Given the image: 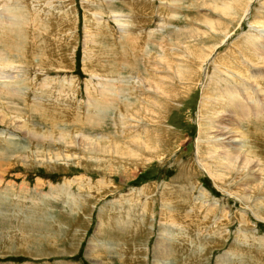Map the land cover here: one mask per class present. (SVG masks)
Listing matches in <instances>:
<instances>
[{
	"label": "rangeland",
	"instance_id": "obj_1",
	"mask_svg": "<svg viewBox=\"0 0 264 264\" xmlns=\"http://www.w3.org/2000/svg\"><path fill=\"white\" fill-rule=\"evenodd\" d=\"M236 1H21L28 25L20 20L13 26L19 39L0 30V53L7 50L3 54L13 65L0 66V264H264V172L248 148L253 142L264 153V122L251 113L238 127L225 111L218 113L220 109L211 106L219 96L206 95L207 88L217 90L210 81L222 76L216 70L218 57L240 54L251 40L262 49L252 47L250 52L263 56L264 40L254 39V32L264 36V0ZM228 5V12L218 10ZM205 20L225 28L210 30ZM205 32L211 37L203 38ZM214 42L219 46L201 62L194 53L208 54ZM239 54L235 62L240 60L241 67L249 66V76H257L239 79L243 95L251 88L264 95V66L253 67ZM163 57L174 68H168L171 75L190 59L197 65L190 66L195 81L177 80L176 91L182 96L172 98L160 120L158 132L166 140L157 150L160 157L145 154L147 160L129 161L90 154L81 159L76 149L85 143L80 136L74 134L80 142L69 151L50 134L41 142L52 144L50 150L62 158L40 163L38 153L44 150L34 133L46 136L55 116L41 115L46 102L38 96L40 86L55 85L54 91L65 95L66 86L73 84L74 108L81 112L88 103L86 88L97 85L90 73L94 70L126 88L120 100L134 101L132 90L144 100L142 85L167 76L161 69ZM229 70V75L234 73ZM19 86L24 97L8 89ZM69 94L71 98L73 92ZM70 98L60 102V114ZM109 107L98 128L85 122L88 130L96 128L93 134L110 136L123 126L121 113L112 102ZM213 112L224 118L216 120ZM220 139L222 147L215 143ZM226 149L233 151L227 160ZM207 169L226 172L219 189Z\"/></svg>",
	"mask_w": 264,
	"mask_h": 264
},
{
	"label": "bare ground",
	"instance_id": "obj_2",
	"mask_svg": "<svg viewBox=\"0 0 264 264\" xmlns=\"http://www.w3.org/2000/svg\"><path fill=\"white\" fill-rule=\"evenodd\" d=\"M22 0H0V13L2 15H4L3 17H0V30L3 29L4 33L6 35H8L9 37H11V39H19L18 35H14V33L16 31L13 29V26L16 24V22L23 20L24 21V16L22 13V10L20 8V4ZM173 1V0H172ZM231 1V0H228ZM236 1V0H235ZM243 1V0H242ZM241 1V2H242ZM233 2V1H232ZM108 3V2H107ZM240 3V2H239ZM238 3V5H240ZM249 3V2H248ZM43 4V3H42ZM23 5V3H22ZM232 5V3H231ZM233 5L237 6V1L235 2V4L233 3ZM243 5V4H242ZM248 5V4H245ZM229 6L227 7H222V8H218V10L222 13H224L225 11L228 12L229 10ZM244 6V5H243ZM24 7V6H23ZM107 7V6H106ZM211 7V5H210ZM215 7V6H214ZM246 7V6H244ZM23 9V8H22ZM213 11H215L217 9V7L212 8ZM215 9V10H214ZM240 9V8H239ZM244 10V8H242ZM241 9V10H242ZM34 10V8H33ZM36 10V8H35ZM43 10V9H42ZM246 11V10H245ZM244 11V12H245ZM248 11V10H247ZM34 14L36 15V11H33ZM41 12V10H40ZM39 14V13H38ZM230 14V12H229ZM248 14V13H247ZM246 14V16H247ZM34 15V16H35ZM39 16V15H38ZM29 18V17H28ZM35 19L37 17H34ZM33 18V19H34ZM27 19V18H26ZM42 19H40V21L38 20L39 23L41 22ZM27 21V20H26ZM36 21V20H35ZM206 21V20H205ZM205 21H203L204 23H206ZM22 22V21H21ZM202 22V23H203ZM10 23H13L12 25H9ZM24 23H26L24 21ZM23 23V24H24ZM22 24V23H21ZM28 25V23H26ZM24 24V25H26ZM42 24V23H41ZM207 24L209 25L210 30H222L223 28H225V26H222V24L219 23H215V22H207ZM206 24V25H207ZM17 25V24H16ZM15 25V27H17ZM37 26V25H36ZM222 26V27H221ZM23 27V26H22ZM28 27V26H27ZM41 27V26H40ZM39 27V28H40ZM227 27V26H226ZM96 28V27H95ZM23 29V28H21ZM194 29V28H193ZM15 31V32H14ZM27 31V30H26ZM127 31V30H126ZM255 36L254 39H258L260 37V39L264 40V36L260 34V32H258L257 30H255ZM204 32V31H203ZM201 32V33H203ZM219 32V31H218ZM24 33V32H23ZM36 33V32H35ZM210 33L205 32V34H202L201 36L204 38L205 35L206 36H210ZM2 34V32L0 33ZM17 34V33H16ZM19 34V33H18ZM182 34V32H181ZM35 35V34H34ZM130 35V34H129ZM183 35V34H182ZM204 35V36H203ZM25 36V34H24ZM27 36V35H26ZM29 36V35H28ZM131 36V35H130ZM200 37V39H202V37ZM22 37V36H21ZM42 37V36H41ZM123 37V36H122ZM198 37V36H197ZM211 37V36H210ZM36 38V37H35ZM177 38V37H176ZM193 38V37H192ZM25 39V38H23ZM135 39V38H134ZM190 39V37H189ZM200 39H198V42H201ZM38 40V39H37ZM130 40V39H129ZM182 38L178 39V41H176L178 44L181 42ZM193 40V39H191ZM22 41V39L20 40ZM96 41V40H95ZM139 41V40H136ZM186 41V40H185ZM2 42V40H1ZM0 42V44H2ZM6 45H10L8 41H5ZM24 42V40H23ZM37 42V41H36ZM4 43V42H3ZM11 43V42H10ZM21 43V42H20ZM176 43V44H177ZM183 43V42H182ZM217 42H214L212 44V47H210L208 54H203L201 55L200 53H194V55L201 60V62L205 63L207 62L209 59L207 57H211V54L213 53V50L215 48H217L219 45L216 44ZM17 44V43H16ZM126 44L129 45V42H127ZM141 42L138 43V46L141 47ZM197 44V43H195ZM203 40L201 42V45H203ZM256 43H249L248 41V45L245 51L240 50V54L239 53H234L231 52L228 55L226 54L225 56H220L218 57L216 61H218V66L216 68V70H218L217 72L220 73L221 77L216 78L212 82L210 85L214 86V89H217L214 92H211V90L206 91V95L208 96H213V94H216L217 96H219V100L216 98L214 100L215 104H211L212 107H215L217 109H220V111L218 113H220L222 110L225 111L226 114V118L228 120V118H231L232 120L235 121V123H237L238 127L240 126L239 124H241L242 122H244L245 120H247V117L252 113L257 114L255 116H257V118L260 120V123L264 122V104L262 101V98L264 100V97L261 98V95H263V93L261 91H259V89L261 88H257V90L259 91V93H255V89L251 88L250 90H248V94L245 96L243 95V90L245 91L244 84L242 83L241 80L239 79H247V76H249V70L248 67L249 66H245V67H241V62L239 60V63L237 64V62H235V58L238 57L239 55L244 56L246 59L250 60L252 64L251 66L253 67H262L264 66V52H263V56L262 53L259 52L255 53V52H250L251 50H253L255 47ZM5 47H7L5 44H3ZM189 44H185V49L187 50L188 54L190 53L192 55L191 49H189ZM262 45V44H261ZM21 50L23 49V46H19L17 45ZM25 46V45H24ZM99 46V45H98ZM130 46V45H129ZM211 46V45H210ZM209 47V46H208ZM1 48V47H0ZM14 48V47H13ZM26 48V47H24ZM257 50L258 49H262L260 48V46L255 47ZM123 49H125V47H123ZM203 50V48H200ZM242 49V48H241ZM24 50V49H23ZM37 50V49H36ZM101 50V49H100ZM7 51V50H5ZM3 53H6V52ZM9 51V50H8ZM131 51V50H130ZM194 51V50H193ZM197 51V50H196ZM215 51V50H214ZM264 51V50H263ZM18 52V51H17ZM195 52V51H194ZM0 53V66H8L11 67L13 66L11 61H9V58L6 57V54ZM23 53V52H22ZM27 53V52H26ZM35 53V50H34ZM112 54V53H111ZM116 54V53H115ZM120 54V53H119ZM218 54V53H217ZM25 55V54H24ZM36 55V54H35ZM114 55V54H113ZM117 55V54H116ZM123 55H126L125 52ZM29 56V55H28ZM41 56V55H40ZM38 56V57H40ZM43 56V55H42ZM100 56V55H99ZM259 56V57H258ZM24 57V56H23ZM95 57V56H94ZM22 58V56H21ZM27 58V57H26ZM98 58V57H97ZM109 58V57H108ZM19 59V58H18ZM39 59V58H38ZM45 59V58H44ZM47 59V58H46ZM112 59V58H111ZM162 59H165L161 64V69L162 71L167 73V76H163V78H160V80H155L154 83H150L148 81L149 84H143L142 85V81H141V85L143 86L142 88V96L144 97V100L140 97L141 95H136L134 94L133 90L130 91L129 95H134V101H131L128 97L125 98V100H120L121 98V94L124 93L125 91V87L121 85L116 86L117 82H113L115 80H113L112 78L106 79V77H104L101 74H96V72L93 70H91L92 72H90L92 74V76L96 79L97 82H95V88H92L91 85L86 88L87 89V93L86 95L88 96V103H87V107L85 106L84 109H82L81 112H77L75 111L74 106V97L76 96V91H75V87L72 85L70 86H66V88L68 87V90H66V94L62 95L59 94V92H57L58 90L53 89V87L55 88L56 86H51L50 89H48V85H47V89H42V86H40L41 88H39V93L38 96L39 98L42 97V100H44L46 102V109L43 108L42 110V114H46V115H55L50 121H49V126L50 129L49 131H47L45 134L46 136H42L40 137L38 132L34 133V139L37 140V142H40L41 147H43L44 151H40V153H38V155L40 156L39 160L40 163H49L50 161L57 163V161L59 159H61L62 157H60V155L55 154L52 150H50L51 148H49L52 144H44L41 141H44V138H46L47 136H50V134H56L59 137V141L62 145H64V147H66L69 151L74 150L75 147H77V136H80L81 138V143L84 142L85 146H80V149H76L78 152L81 153L80 158L83 159V156L86 155H90V156H101L103 157V159H107L108 157H112L113 158H123V159H127L129 161H133L134 159L137 160H147L146 155H151V156H155V157H160L161 154L157 151L158 149H160L161 146H164L166 144V140L161 136V134L158 132V127H159V123L161 122L160 120H162L164 118V112L166 111V109L169 107V102H171L173 99L177 97V95H181L179 94L178 91H176V82L177 80H179L180 82H185V81H193V75L195 70L191 71L190 66L192 65H197V64H190L192 59L188 60V66H179V69H175L174 71V75H171V73L168 71L169 69H174L172 68L173 66H171L172 64H170L169 62L167 63L169 59L168 57H163ZM208 59V60H207ZM214 59V58H213ZM239 59V58H238ZM94 60V59H93ZM45 61V60H44ZM42 61V62H44ZM13 62V61H12ZM23 62V61H22ZM28 62V61H27ZM47 62V61H46ZM44 62V63H46ZM186 62V61H185ZM48 63V62H47ZM107 63V61H106ZM109 63V62H108ZM135 63V61H134ZM133 63V64H134ZM186 63V64H187ZM98 64V62H97ZM132 64V65H133ZM245 64V63H244ZM249 64V63H248ZM43 65V64H42ZM41 65V67H42ZM99 65V64H98ZM131 65V66H132ZM238 65V66H237ZM262 65V66H261ZM5 66V67H6ZM15 66V64H14ZM101 66V65H99ZM130 66V65H129ZM159 66V65H158ZM39 67V66H38ZM40 67V68H41ZM45 67V66H44ZM43 67V68H44ZM113 69L114 67L111 66ZM166 67V68H165ZM102 68V67H101ZM105 68V66L103 67ZM110 68V67H109ZM129 68V67H128ZM233 68L234 73H230V75L228 73H226V70H228L230 72L229 69ZM14 69V68H13ZM152 69V68H151ZM201 66H200V71H201ZM255 69V68H254ZM253 69V70H254ZM262 69V68H261ZM22 70V69H21ZM107 70V69H106ZM112 70V69H111ZM206 70V69H205ZM258 70V69H257ZM15 71V70H14ZM18 71V70H17ZM16 71V72H17ZM98 71V70H97ZM110 71V70H109ZM161 71V72H162ZM19 72V71H18ZM105 72V71H104ZM156 72V71H155ZM160 72V70H159ZM261 72V71H260ZM40 73V72H39ZM255 73V72H254ZM257 73V72H256ZM1 74V73H0ZM37 74V73H36ZM115 74V73H114ZM160 74V73H159ZM170 74V76H169ZM108 75V74H107ZM196 75V74H195ZM247 75V76H246ZM260 75V73H259ZM258 75V76H259ZM1 76V75H0ZM142 76V75H141ZM251 77H255L256 74L250 75ZM249 76V77H250ZM262 76V73H261ZM5 77H8V75ZM104 78V80H102L101 78ZM257 77V76H256ZM144 78V77H143ZM261 78V77H258ZM140 79V78H139ZM138 79V80H139ZM176 79V80H175ZM197 79V78H196ZM252 79V78H251ZM256 79V78H254ZM253 79V80H254ZM249 80V79H248ZM103 81V82H101ZM118 81V79H117ZM195 81V80H194ZM244 81V80H243ZM257 81V80H256ZM121 82V81H119ZM146 82V81H145ZM225 82V83H224ZM246 82V81H245ZM262 82V83H261ZM260 83L262 85H264V82L261 81ZM44 83V82H43ZM93 83V82H91ZM113 83V84H112ZM136 83V82H134ZM140 83V82H139ZM178 83V84H179ZM254 83V82H253ZM45 84V83H44ZM94 84V83H93ZM99 84V85H98ZM137 84V83H136ZM181 84V83H180ZM260 85V84H257ZM64 85L61 86V88L63 89V91H65L66 88H63ZM136 86V85H135ZM138 86V85H137ZM250 86V85H249ZM7 87V86H6ZM11 87V86H10ZM223 87V88H221ZM136 88V87H134ZM182 88V87H181ZM9 91L13 92L16 91V93L18 95H22L23 97L25 96L24 93H21V90L23 89L22 86L20 87H16V88H9ZM53 89V90H52ZM57 89V88H56ZM186 90V87L184 88ZM264 89V88H263ZM49 90V91H48ZM61 90V89H59ZM184 90V91H185ZM189 90V89H188ZM256 90V91H257ZM262 90V89H261ZM25 91V90H23ZM51 91V93H50ZM62 91V90H61ZM69 91L73 92L71 98L69 97ZM11 92V93H12ZM128 92V91H126ZM136 92V91H135ZM35 93V92H34ZM256 94V95H254ZM35 95V94H34ZM8 96V95H7ZM60 96L62 97V99H60ZM182 96V95H181ZM264 96V95H263ZM21 97V96H20ZM66 98H70L67 103H63L62 105L66 106L65 108H62L65 110L64 112L61 111V114L64 113V117L61 116L60 114V109L59 104H61L60 102L64 99L66 100ZM151 99V100H150ZM175 101V100H174ZM54 102V103H53ZM110 102L113 103V106L115 108L114 111H119L121 114L119 116V120L121 121V123H123V126H121V129H119V127L115 130L116 132L113 135H98L97 134H93L95 132L96 128H92V130L89 128V130L86 128L85 126V122L86 125L89 126H98L100 125V123H102L104 121V116L106 115L108 109L110 108ZM125 102V103H122ZM81 103V102H80ZM38 104V102H37ZM40 105V104H39ZM79 105V104H78ZM77 105V106H78ZM89 106V107H88ZM81 107V104H80ZM117 107V110H116ZM209 107V106H207ZM37 109L39 108L38 106L36 107ZM67 108H70V112L67 110ZM83 108V107H82ZM36 109V110H37ZM80 109V108H79ZM215 111V110H214ZM218 111V110H216ZM71 113V115H68L69 113ZM167 112V111H166ZM216 112H213L211 114L212 117H214L216 120L217 118H224L223 114L222 115H215ZM123 116V117H122ZM128 116V117H125ZM116 117V116H115ZM210 117V118H212ZM43 118V117H42ZM82 118L84 119L82 122ZM130 118V119H129ZM57 119H60V121H57ZM165 119V118H164ZM213 119V118H212ZM148 121V122H147ZM251 121V120H250ZM249 121V122H250ZM257 121V120H256ZM125 122V124H124ZM153 123V124H152ZM156 124V125H155ZM164 124V123H163ZM243 124V123H242ZM264 124V123H263ZM262 124V125H263ZM261 125V128L264 126ZM164 126V125H162ZM98 128V127H97ZM165 128V127H164ZM241 128V127H240ZM264 128V127H263ZM238 129V128H237ZM236 130V129H235ZM41 133V132H40ZM84 133H88V134H84ZM168 133V132H167ZM260 133V132H259ZM74 134H76L77 136L75 137ZM238 134V133H237ZM165 136V135H164ZM222 136V135H221ZM71 139H69V138ZM162 137V138H161ZM242 137V136H241ZM41 138V139H40ZM49 138V137H48ZM47 138V139H48ZM52 138V137H51ZM227 138V137H226ZM261 138V137H260ZM40 139V141H39ZM56 139V138H55ZM58 139V138H57ZM56 139V140H57ZM168 139V138H167ZM222 139L218 140L217 143L219 146L222 147L223 142L221 141ZM230 140V139H229ZM248 140V139H247ZM33 141V140H32ZM77 141L80 142V140L78 139ZM217 141V140H216ZM242 141V140H241ZM245 141V140H244ZM250 141V140H248ZM78 142V143H79ZM232 142V141H231ZM54 143V142H53ZM83 143V144H84ZM215 143H211V144H215ZM249 143V142H248ZM253 142H250L248 145V148L250 147L252 152L251 154L256 156V159L259 158L258 162H262V170L264 172V153L260 151V149L257 151V149H255V147H260V146H252ZM82 144V145H83ZM200 144V143H199ZM216 144V145H217ZM231 144V143H230ZM75 147H74V146ZM205 145V144H204ZM44 146L48 147L47 149H44ZM218 146V147H219ZM209 147V143L208 146ZM224 147V146H223ZM227 147V146H226ZM216 147L214 146L213 149H215ZM230 148V147H229ZM65 149V148H64ZM200 149V148H199ZM62 150V149H61ZM227 150V149H226ZM225 150V151H226ZM233 150V149H232ZM245 150V149H244ZM4 151V150H3ZM164 151V150H163ZM39 152V151H38ZM208 152V151H206ZM233 151H228L225 152L227 157H224L223 155V159L227 160V158H229ZM209 153V152H208ZM223 153V152H222ZM200 154V152H199ZM219 154V153H218ZM248 155V154H247ZM218 156H221L220 154ZM244 157V155H242ZM79 157V156H78ZM258 157V158H257ZM69 157H65L64 160H66ZM87 157H85L86 159ZM202 158V157H201ZM253 158V157H252ZM150 160V158H148ZM63 160V159H62ZM69 160V159H68ZM71 160V159H70ZM80 160V159H79ZM219 160V159H218ZM236 160V159H235ZM246 160V159H245ZM249 160V159H248ZM103 160H101L102 162ZM205 161V160H204ZM77 162V161H76ZM80 162V161H78ZM212 162V161H211ZM223 162V161H222ZM236 162V161H235ZM234 162V163H235ZM250 162V160H249ZM205 163V162H204ZM231 163V162H230ZM107 164V163H106ZM224 164V163H223ZM209 165V164H208ZM230 167V166H229ZM203 168H205L203 166ZM209 168V167H207ZM209 175H211L212 177V181H214V185L216 188H220L218 185L222 186V182H223V178L225 179L226 177V172L224 170H219V169H213V170H208L206 171ZM228 172V171H227ZM223 173V174H221ZM261 174V173H260ZM87 182V181H85ZM98 183L103 184L104 182L99 181ZM257 186V185H256ZM264 187V186H263ZM262 187V188H263ZM264 190V189H263ZM181 192V191H180ZM223 192V191H222ZM49 199V198H48ZM131 205V204H130ZM254 207V206H253ZM72 208V207H71ZM122 223V222H121ZM93 250V249H92ZM261 256V255H260Z\"/></svg>",
	"mask_w": 264,
	"mask_h": 264
}]
</instances>
